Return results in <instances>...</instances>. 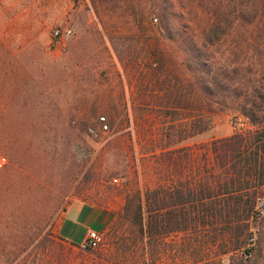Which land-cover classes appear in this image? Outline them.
I'll list each match as a JSON object with an SVG mask.
<instances>
[{
	"label": "rangeland",
	"instance_id": "374dc122",
	"mask_svg": "<svg viewBox=\"0 0 264 264\" xmlns=\"http://www.w3.org/2000/svg\"><path fill=\"white\" fill-rule=\"evenodd\" d=\"M212 3L219 16L235 9L236 22L211 51L226 88L210 107L194 87L191 49ZM55 28L73 36L54 46ZM255 85L264 95V0H0V170L10 173L0 180V264H50L51 249L87 264L117 252L120 264H250L257 246L264 264V193L245 246L251 258L214 253L192 234L154 242L127 222L116 229L128 193L169 183L166 148L258 129L235 100ZM100 117L111 132L92 136ZM9 147L29 159L12 158ZM82 203L111 223L86 253L59 236L67 209Z\"/></svg>",
	"mask_w": 264,
	"mask_h": 264
},
{
	"label": "trees",
	"instance_id": "16d2710c",
	"mask_svg": "<svg viewBox=\"0 0 264 264\" xmlns=\"http://www.w3.org/2000/svg\"><path fill=\"white\" fill-rule=\"evenodd\" d=\"M197 6L203 8V5ZM220 6L217 3L206 5L205 11L210 17L199 25L202 40L190 48L197 65L194 72L198 78L194 87L199 98L210 107L221 105L224 99L217 96L226 88L223 68L216 67L211 51L220 46L227 36L225 33L231 31L236 22L235 9L219 16ZM248 89L235 99L237 111L258 129L250 136L237 133L230 138H213L207 145L196 144L192 149L166 148L164 154L172 172L169 183L159 182L146 188V192L139 189L128 193L116 224L118 231L122 230L124 221L137 229L138 235L152 238L154 242L174 234L184 237L192 234L214 253L218 246L223 256L233 258L243 251L247 255L250 253L245 246L252 222L259 215L260 196L264 193V95L260 86ZM195 128L196 135L202 133L199 124ZM6 152L23 162L29 159L27 151L9 147ZM182 167H189L186 177L180 175ZM2 172L0 170V180L5 181L10 173ZM254 250L258 257L250 264H257L263 254L261 246ZM66 252L49 250L50 264H87L78 255ZM112 256L105 259L108 264H120L125 260V253L117 252Z\"/></svg>",
	"mask_w": 264,
	"mask_h": 264
},
{
	"label": "crops",
	"instance_id": "0c3cea01",
	"mask_svg": "<svg viewBox=\"0 0 264 264\" xmlns=\"http://www.w3.org/2000/svg\"><path fill=\"white\" fill-rule=\"evenodd\" d=\"M107 223L105 213L100 212L95 207L85 203L72 205L65 212L59 227V236L74 247H78L89 231L103 232ZM80 230L83 233L81 239H77L80 241L77 244L73 241Z\"/></svg>",
	"mask_w": 264,
	"mask_h": 264
},
{
	"label": "built area",
	"instance_id": "2783aa9c",
	"mask_svg": "<svg viewBox=\"0 0 264 264\" xmlns=\"http://www.w3.org/2000/svg\"><path fill=\"white\" fill-rule=\"evenodd\" d=\"M153 21L155 23L158 22L157 18H154ZM73 36V31L71 29H61V28H55L53 33H52V40L54 43V46H59L61 45L65 40L71 38ZM98 125H99V129L95 128V127H90L88 129V133L92 136H98V133L101 132L102 134H106V133H110L111 129L110 126L107 122V118L106 117H100L98 120ZM2 161H5V159H2ZM0 166H2V164L0 163ZM115 183L118 182V179L114 180ZM103 242V236L100 232L98 231H89L84 239L83 242L78 246V249L81 252H88V251H93V250H97L101 244ZM249 244L254 246L255 245V238H250L249 239ZM248 258L252 257V252L248 253L247 255Z\"/></svg>",
	"mask_w": 264,
	"mask_h": 264
}]
</instances>
